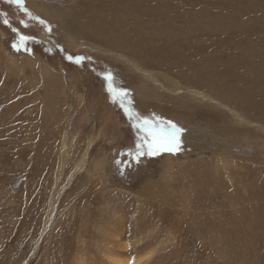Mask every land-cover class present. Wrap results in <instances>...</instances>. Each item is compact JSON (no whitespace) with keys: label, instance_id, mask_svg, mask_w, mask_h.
Instances as JSON below:
<instances>
[{"label":"rangeland","instance_id":"1","mask_svg":"<svg viewBox=\"0 0 264 264\" xmlns=\"http://www.w3.org/2000/svg\"><path fill=\"white\" fill-rule=\"evenodd\" d=\"M91 1L24 0L49 32L0 0V247L12 238L0 264H264V0H162L194 15L202 45L234 44L211 63L141 47L183 28L157 21L145 7L154 0L134 1L140 15L119 0L128 44L111 46ZM19 35L30 51L13 48ZM137 116L184 129L180 150L137 163ZM89 140L85 170L63 189Z\"/></svg>","mask_w":264,"mask_h":264},{"label":"bare ground","instance_id":"2","mask_svg":"<svg viewBox=\"0 0 264 264\" xmlns=\"http://www.w3.org/2000/svg\"><path fill=\"white\" fill-rule=\"evenodd\" d=\"M134 1L135 0L128 2L126 4V5H129L127 8L131 9L133 11V13H136V15H140L141 14L140 13L141 7L138 5V2H134ZM137 1H139V0H137ZM31 2H33V1H31ZM141 2H144V1H141ZM90 4H91V7H93L92 10L96 9V10H94L95 13L98 12V10H99V14L101 17H99V19H97V20H99V22H100V20H102L103 25H105L104 26L105 27L104 33L106 34L105 36H108L107 38H105L107 43H110L111 46H116V47H119V43L122 45L124 43L128 44V41H126L124 39H121V40L119 39V24L117 22V19L119 18V15H117L119 12V0H93L89 3V5ZM29 7L35 13H37L38 15H40L44 18L53 17V15L56 13V12H53L49 9H41L34 3H30ZM145 7H148V9H150V11L152 12L151 15L153 17H156L157 21H159L161 23H165V25H167L170 22L183 23L182 24L183 28L181 26V29H178V32L176 33V35L173 39L174 41H172V43H170V41H168V39H167L168 36L166 35L162 40L158 39L161 41L156 40L157 42H148V43L141 46L143 49L145 48L146 50L150 51L152 57L158 61H165V62H169V61H190V62H201V63L202 62H208V63L210 62L211 63V62H215L218 60L222 61L223 59L229 60L228 53H231L232 50H236V49H234V44L233 45L230 44V39L228 37L221 39L219 42L216 41L214 44H211L208 46L202 45L201 38H203V37L201 35H198V34L195 35L198 32V31H196V27H194V24L192 26L187 20L188 17H193L194 15L193 14L190 15L189 13H186L185 10H181L179 8H176V6H174V5L170 6V7L165 6L162 0L161 1L160 0H154L151 4L145 5ZM167 13H173V15H170ZM124 30L127 31L126 29H124ZM127 33H130V32L128 31ZM39 36H41V38L45 39L44 34H40ZM165 39H167V40L165 41ZM122 40H124V41H122ZM236 42L241 44V41H236ZM113 43H115V44H113ZM133 43H135V42H133ZM136 47L139 48L140 46H136ZM132 48H133V46H132ZM134 48H135V46H134ZM148 51H146V52H148ZM257 55H258V53H257ZM257 57H259V56H257ZM29 65H31V64H29ZM132 65H134V64H132ZM32 66H34V64ZM41 70L43 72L42 74H44V71H45V73L49 72L48 68H46V70H43V69H41ZM51 84H53V82ZM174 88H176V87H174ZM192 94H194L195 96L200 95L198 93V91L192 92ZM200 96H202L205 99L210 100L208 97H206L204 95H200ZM91 144H92V140H89L87 142L85 150L83 151L82 155L80 156V159L78 160V162H76L74 164L73 170L71 171L69 177L67 178V182L65 183L63 189H65L67 187V185L71 181H73L72 179L78 173L82 172L83 169L85 170L86 164H87L88 151L90 149V146L92 147ZM70 145L71 144L69 143V134H68V132L64 133L63 134L62 147L60 148L61 154L59 157V167L57 166L59 176L62 174V167L64 165L65 158L67 156H69L68 153H69V149L71 148ZM103 163H104V159L97 160L93 164L92 173L96 174V175H101V172L103 169ZM1 218H3V217L1 216ZM10 224H12V223H10ZM1 225L3 226V224H1ZM7 230H8V228H7ZM44 230H45V228L43 229V232H44ZM11 239L7 243H4L7 240H5L4 242L2 241L3 243H1L2 246L0 247V255L2 254L4 249H6L5 247L8 246L9 242H11ZM113 262H114V264H131L132 263V262L129 263L126 260L124 261V260H120L117 258H115L113 260ZM133 263H135V262H133Z\"/></svg>","mask_w":264,"mask_h":264},{"label":"snow or ice","instance_id":"3","mask_svg":"<svg viewBox=\"0 0 264 264\" xmlns=\"http://www.w3.org/2000/svg\"><path fill=\"white\" fill-rule=\"evenodd\" d=\"M14 2L23 8L24 0H14ZM25 13L32 19L37 20L41 25H44L47 31L51 32L50 26L39 17H35L27 8H23ZM7 23V22H6ZM32 38L29 36L19 35L18 43L13 44V48L16 51H20L21 48H24L25 51H30L26 48V44ZM69 59H72L69 57ZM83 58H78L76 63H80ZM105 80L109 82L108 90L110 94H117V90L112 85L111 74L105 76ZM118 95L121 97L122 101L127 99L128 92L126 90H119ZM123 107V102L121 103ZM126 114L129 116V119H133L132 113L125 109ZM135 127L139 129L140 133L143 135L140 136V142L136 145V152L129 153L136 160L137 163L140 162V157L148 156L155 157L161 153L176 154L181 147V136L184 132V129L178 127L175 123L171 121H163L154 123L147 118H140L137 116Z\"/></svg>","mask_w":264,"mask_h":264},{"label":"flooded vegetation","instance_id":"4","mask_svg":"<svg viewBox=\"0 0 264 264\" xmlns=\"http://www.w3.org/2000/svg\"><path fill=\"white\" fill-rule=\"evenodd\" d=\"M43 39V38H42ZM43 40H46V36H45V39H43Z\"/></svg>","mask_w":264,"mask_h":264}]
</instances>
